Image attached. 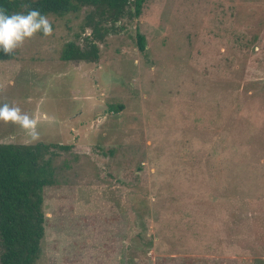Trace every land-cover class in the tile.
<instances>
[{"label": "rangeland", "instance_id": "rangeland-1", "mask_svg": "<svg viewBox=\"0 0 264 264\" xmlns=\"http://www.w3.org/2000/svg\"><path fill=\"white\" fill-rule=\"evenodd\" d=\"M46 17L0 60V104L68 146L36 264H264V0H146L96 62L60 59L86 9Z\"/></svg>", "mask_w": 264, "mask_h": 264}, {"label": "trees", "instance_id": "trees-1", "mask_svg": "<svg viewBox=\"0 0 264 264\" xmlns=\"http://www.w3.org/2000/svg\"><path fill=\"white\" fill-rule=\"evenodd\" d=\"M145 1L0 0V8L9 15L21 9L22 12L38 9L45 16H63L86 9L85 26L90 33L84 35L83 44L69 41L60 53L61 60L78 63L96 62L97 42L115 33L116 22L124 17H138ZM136 40L138 48L144 50V36L137 33ZM13 56L0 51V60ZM67 147L59 143L0 142V264H36L45 232L43 189L56 182L53 164L56 150Z\"/></svg>", "mask_w": 264, "mask_h": 264}, {"label": "clouds", "instance_id": "clouds-1", "mask_svg": "<svg viewBox=\"0 0 264 264\" xmlns=\"http://www.w3.org/2000/svg\"><path fill=\"white\" fill-rule=\"evenodd\" d=\"M37 33H42L45 37L53 33L49 19L38 9L9 15L6 9L0 8V51L5 55H13L26 40H31ZM0 121L22 129L29 137L27 143H34L40 138L38 121L23 113L15 103L0 104Z\"/></svg>", "mask_w": 264, "mask_h": 264}]
</instances>
